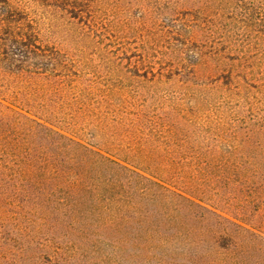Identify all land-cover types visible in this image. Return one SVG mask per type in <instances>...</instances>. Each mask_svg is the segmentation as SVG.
<instances>
[{"label": "rangeland", "instance_id": "rangeland-1", "mask_svg": "<svg viewBox=\"0 0 264 264\" xmlns=\"http://www.w3.org/2000/svg\"><path fill=\"white\" fill-rule=\"evenodd\" d=\"M10 1L66 75L51 83L49 102L63 109L48 120L148 175L174 158L167 185L246 228L242 244L220 255L225 264H264V0ZM196 211L179 210L169 232L182 234L170 246L183 252L186 243L192 259L211 264ZM35 224L15 208L0 218V264H22L25 247L38 256ZM134 231L124 234L153 251L162 242Z\"/></svg>", "mask_w": 264, "mask_h": 264}, {"label": "trees", "instance_id": "trees-1", "mask_svg": "<svg viewBox=\"0 0 264 264\" xmlns=\"http://www.w3.org/2000/svg\"><path fill=\"white\" fill-rule=\"evenodd\" d=\"M33 26L23 8L0 0V77L6 79H0V89L14 99L0 94V218L9 208L33 216L39 247L36 257L25 247L22 264H201L185 250L186 243L183 252L170 246L182 233L169 232L179 210L186 208L193 217L197 207L212 240L211 264H225L220 255L231 244H242L246 228L213 205L167 185L162 175L174 158L165 157L157 177L148 175L48 120L50 111L63 109L51 106L49 88L56 76L66 75L58 74L55 52L39 41ZM171 206L174 214L167 213ZM129 228L142 230V240L160 234L162 242L154 251L148 249L140 237L134 241L124 234Z\"/></svg>", "mask_w": 264, "mask_h": 264}]
</instances>
